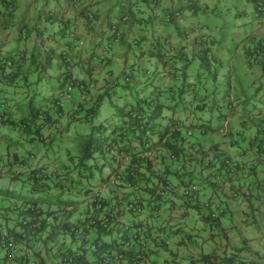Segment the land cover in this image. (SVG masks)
I'll return each instance as SVG.
<instances>
[{
  "label": "crops",
  "instance_id": "obj_1",
  "mask_svg": "<svg viewBox=\"0 0 264 264\" xmlns=\"http://www.w3.org/2000/svg\"><path fill=\"white\" fill-rule=\"evenodd\" d=\"M263 43L264 0H0V71L4 66L6 72L14 71L12 86L31 90L20 95L14 88H0V106L5 100L11 103L4 108L7 116L22 117L33 95L37 104L59 99L70 80L85 86L76 88L63 108L52 109L41 142L0 134V177L11 183L13 169L30 171L18 153L56 151L59 141L70 139L75 152L78 137L89 132L77 120L83 94L90 102L108 90L110 115L119 122L123 117L116 113L137 104L136 95L172 80L155 72L162 71L152 53L156 46L169 58L168 69L177 54L188 60L191 80L210 74L205 66L218 59V81L225 84L219 91L225 98L216 107L210 96L203 104H186L184 111L164 109L163 123L178 118L185 124L186 159L175 162L168 152V160L155 167L161 173L179 172L169 177L170 194L159 205L145 192L134 195L150 207L136 217L147 236L134 247L147 253L140 264H197L204 255L233 264H264V70L250 62ZM10 58L18 69L7 68ZM0 86L9 85L0 79ZM45 100L48 109L51 103ZM7 138L24 145L14 151ZM158 149L152 154L161 153ZM65 154H59L60 165L49 156L42 162L65 169L70 164ZM3 196L2 212L18 203Z\"/></svg>",
  "mask_w": 264,
  "mask_h": 264
},
{
  "label": "trees",
  "instance_id": "obj_2",
  "mask_svg": "<svg viewBox=\"0 0 264 264\" xmlns=\"http://www.w3.org/2000/svg\"><path fill=\"white\" fill-rule=\"evenodd\" d=\"M152 53L162 63V71L157 68L155 72H162L167 79L171 77V79L173 78L172 80L169 82L159 81L152 86L149 93L136 95L134 99L137 104L127 112L120 110L116 113L117 117H123V120L119 122H114L112 115H108L103 119L100 118L104 102L107 101L106 99L111 98L108 90L96 99L88 101V104L84 103L79 110L77 120L89 132L78 137L77 142L80 144L78 150L75 149L76 155L73 154V148L66 151L67 157L65 161L70 164L66 165L65 169H56V178L46 175L48 166L45 164L40 168L28 171V173L18 172L11 179V183L34 194L33 197L23 201H33L39 204V209L44 214L56 212L59 215L60 220H55L51 224L45 223L41 231L35 234L36 243L47 246L53 241L57 243L59 239L66 236L68 238L71 237L72 235L70 236L68 231L73 214L67 207L76 205L77 209V206L85 201L84 199H86L91 190L101 188L104 183L108 182L111 184L110 189L115 194L117 192L120 193L124 187H129L135 195L145 192L149 200L152 201L151 198L157 189L161 186L169 185V177L179 174L178 170H166L161 173L158 172V169H155L159 162L168 160V152L175 156L176 159H172L175 162L186 159V136L182 131L185 124L178 118H169L163 123L165 119L164 109H172L174 112H177V109L184 111L186 104H193V102L203 104L210 96L216 107L219 99L225 98V95L219 91V87L223 85V82L218 81L217 75V66L222 64V62L215 59L214 63L211 64L215 65L214 69H211V65L205 66L210 74H204L199 76L197 80H191L188 72V60L182 59L177 54L172 58L171 68L168 69L167 66L170 60L164 56L165 51L162 50V47L156 46ZM202 56L205 58L204 54ZM260 66L264 70V63L260 64ZM18 68V66L16 68L13 66V69ZM13 73L14 71L6 72L5 66L1 69L0 79L9 86H0V88H14L20 95L29 93L31 91L28 90L30 86H12L15 85L14 80L16 79L12 75ZM208 80L212 81L211 84H209ZM209 86H213L211 92H209ZM227 86L230 85L228 84ZM5 92L7 91L5 90ZM35 100V95H33L28 102V106L24 108L26 113L22 117L16 120L7 116V118L1 119L0 122L2 126L13 133H17L25 140L32 141L37 138L39 139L38 142H41L42 138L40 137L42 136L43 125L52 121V115L50 114L52 109L58 111L61 106L56 98L42 99V102L38 104ZM44 100L51 103L48 109L44 108ZM167 102H174V104H167ZM203 110H205V104L204 108H201V111ZM40 118L43 119L42 122H39ZM198 127L204 128L206 124H200ZM6 140L17 148L20 145H24V142L13 140L12 138H7ZM158 146H161V148L158 149ZM156 149L161 153L153 156L146 154ZM13 153L17 157L15 155L16 152ZM124 157H128L125 161L127 164L126 168L117 182L118 184H112L111 176L119 170L118 166ZM106 167L110 168L109 174L107 176L102 175L98 183L89 184V181L95 176V169L103 170ZM1 193L2 189H0V195ZM55 195L58 197L66 196L67 199L55 202L53 201L54 198L51 199ZM162 199V197L157 196L153 202L156 203L155 205H159ZM5 209L6 211L2 212L3 208L0 205L3 221L8 224V221L13 218L14 203ZM96 233L98 236L97 241L98 239L102 240L103 236H107L105 230L101 228L96 230ZM72 239H75V237ZM19 240L27 246L33 247L30 244L32 237L25 239L19 237ZM107 246L108 244L104 241L100 253L105 252ZM134 246L132 247L133 253L141 250L136 249ZM70 251H72L71 247ZM133 253L127 255V264H133ZM34 255L38 257L37 264H48L41 254L34 253ZM26 260V255L17 258L19 264H27ZM7 261L11 260L4 256L2 260L0 259V264H7ZM197 261V264H221V262H223L222 264H233L230 259H218L211 255H204Z\"/></svg>",
  "mask_w": 264,
  "mask_h": 264
},
{
  "label": "built area",
  "instance_id": "obj_3",
  "mask_svg": "<svg viewBox=\"0 0 264 264\" xmlns=\"http://www.w3.org/2000/svg\"><path fill=\"white\" fill-rule=\"evenodd\" d=\"M80 44H83V42ZM68 60L71 61L70 58ZM250 62L256 65L264 63V43L254 50V53L250 57ZM5 64L7 68L13 67L14 59L5 60ZM84 87L80 82L77 83L74 80H70L64 91L60 94V98L58 99L59 105L63 108L66 103L72 101L74 90L76 88L82 90ZM89 99L87 94L82 95V102L87 103ZM10 105L9 101L5 100L3 102L0 108V120L7 118L4 108ZM58 115L62 116L63 112L59 111ZM146 154L149 156L153 155L152 152ZM11 156V160L15 161L14 153ZM18 159L22 160L23 165L28 166L29 170L40 168L46 164L48 166L46 175L56 178L55 173L57 168L49 165L47 162H40V156L36 151H29L26 155L18 153ZM127 159L128 157L121 159L118 166L119 170L111 176L112 184L120 180L126 168L127 164L125 161ZM9 173L13 177L18 173V170L13 169ZM110 186L111 184L107 182L101 188L91 190L86 199H84L85 201L77 206V209L76 205L67 207L73 214L70 219L71 224L68 232L75 239H72V236L69 238L66 236L59 239L57 243L55 241L51 242L50 244L53 245L51 248L53 250L49 252L51 262L53 261L55 264H127V255L133 253L132 247L134 244L141 242L147 236L145 224L141 221H136V217L140 218L150 207L136 198L129 187H124L120 193L117 192L115 194L110 189ZM192 187L196 189V186ZM169 188L170 185L159 187L151 200L153 201L157 196L163 199L167 198L170 194ZM186 194H189V187L186 189ZM157 213L160 214V212ZM58 216L56 212L44 214L39 209V204L33 201L22 200L14 204L13 227L9 229L0 213V249L4 252V256H7L11 261H17V258L26 255L27 264H37L38 257L35 255L28 253L19 254L24 244L19 240V237L22 239L32 237L30 244L35 243V234L41 231L45 223L51 224L55 220H60ZM128 217L130 219L126 220ZM100 228L104 229L107 233V236H103L102 239L108 244L106 251L103 253H100V250L104 241L96 240L98 237L96 230ZM108 236L112 237L110 241L106 239ZM70 247L73 252L70 251ZM133 254V264H140L147 255L144 250L135 251Z\"/></svg>",
  "mask_w": 264,
  "mask_h": 264
},
{
  "label": "rangeland",
  "instance_id": "obj_4",
  "mask_svg": "<svg viewBox=\"0 0 264 264\" xmlns=\"http://www.w3.org/2000/svg\"><path fill=\"white\" fill-rule=\"evenodd\" d=\"M227 80L228 79L225 80V83H227ZM101 111L103 112L102 119L112 113V108H111L109 102L106 101L103 104ZM82 130H83V128H82ZM0 134L3 135V136L6 135L7 137L14 136V133H12L7 128H5L4 126H1V125H0ZM49 139H50V137H49ZM71 140L72 139H70V141ZM70 141H69V143H70ZM67 142H68L67 140L61 141V142L59 141L58 144H57V148L58 149L56 151H50L49 150V152H48V150L47 151L45 150L46 148L43 150L44 153L42 151H37V154L40 156V161L47 160V158L49 156V158L51 157V159L54 160L53 162H56L57 164H59L61 162L60 161V157H61L60 155L63 152L65 153L67 151L66 148H68L69 150L72 149V146H70V144L67 143ZM79 144L80 143L78 142L75 145L77 150L79 148ZM20 147H22V146L20 145ZM40 147H42V146H40ZM15 149H17V148L14 147V151H15ZM20 149H22V148H20ZM45 154H47V157H45L46 156ZM73 154L76 155V152H73ZM66 157H67V155H66ZM109 172H110V168L109 167H106L103 170L95 169V172H94L95 176L91 179V181H89V184L98 183V180L101 178V176L102 175L103 176H107L109 174ZM1 188H5L6 192H4V193H7L6 195L4 193H1V195H4L3 197L5 199H7L8 201H12V202H20L22 200H25V199H28V198L34 196V194L29 192L27 189H21L20 186H16L15 184H11L9 177H2V176L0 177V189ZM1 195H0V197H1ZM51 199H53V201H55V202H58V201L61 202V201L66 200L67 197L66 196L58 197V196L55 195V196H52ZM31 245L33 247H30V246H27L26 244H23V247L21 248L19 254L22 255V254H27L28 253L30 255H32V254L34 255V253H39V254H41V256H43L45 258V260L47 261L48 264H55V262H53V261L51 262L50 261L51 256H50L49 252H51L53 250V249H51L53 247L52 244H49L48 246H45L43 244H39V243L35 242V243H31ZM3 257H4V252L0 249V259L2 260ZM7 264H19V263L17 261H7Z\"/></svg>",
  "mask_w": 264,
  "mask_h": 264
}]
</instances>
